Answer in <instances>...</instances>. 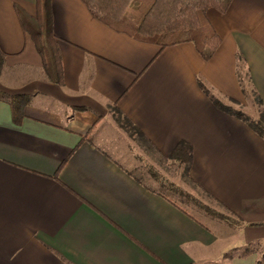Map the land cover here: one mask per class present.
<instances>
[{"label":"crops","instance_id":"crops-1","mask_svg":"<svg viewBox=\"0 0 264 264\" xmlns=\"http://www.w3.org/2000/svg\"><path fill=\"white\" fill-rule=\"evenodd\" d=\"M50 10L61 84L29 33L35 0H0V92L29 96L19 122L0 97V264H264V137L235 114L264 112V0L207 9L220 38L207 59L116 30L82 0ZM117 118L152 158L188 143L193 184L241 225L173 204L153 163L146 178L104 149L125 141Z\"/></svg>","mask_w":264,"mask_h":264},{"label":"trees","instance_id":"trees-1","mask_svg":"<svg viewBox=\"0 0 264 264\" xmlns=\"http://www.w3.org/2000/svg\"><path fill=\"white\" fill-rule=\"evenodd\" d=\"M36 16L29 20V33L34 46L40 54L44 69L49 78L62 83V65L57 42L52 31L50 0H35ZM89 12L98 20L116 30L128 33L141 41L151 42L161 49L182 42H193L204 59L210 57L220 42V38L206 17L209 8L224 12L230 0H82ZM27 23L24 27L27 30ZM6 54L0 49V73ZM11 106L13 118L19 122L23 107L29 101L27 95H6L0 92ZM231 111V110H230ZM235 114L245 120L252 129L264 137V112L256 119L239 111ZM170 159L184 165L189 181V165L192 159L191 147L185 141H179L173 148ZM157 186V192L176 204L174 197L181 202H188L206 215L233 227L242 222L233 219L203 203L183 188L167 179L152 165L145 168ZM193 183V182H192ZM253 244L245 247V252L252 251ZM264 262V253L261 256Z\"/></svg>","mask_w":264,"mask_h":264},{"label":"rangeland","instance_id":"rangeland-1","mask_svg":"<svg viewBox=\"0 0 264 264\" xmlns=\"http://www.w3.org/2000/svg\"><path fill=\"white\" fill-rule=\"evenodd\" d=\"M251 113H254L255 110H249ZM255 114V113H254ZM118 122L115 123L114 128L118 130L120 136L125 139V141L118 140V141H98L102 147L112 154L115 157L122 160L129 168L138 167L140 168L138 171L142 176H146V174L142 171L143 164L147 161L153 163L154 166L163 173L168 179H170L174 184L183 188L185 191L192 194L194 197L198 198L203 203L211 206L217 211H221L220 206L214 202L211 198H209L206 194H204L199 188H197L191 181H189L185 174V167L184 165H180L172 159L162 160L161 158L149 156L148 152H146L143 148H141L142 142L141 139L135 135L134 130L126 124L124 121H120L119 118ZM115 139V138H114ZM118 143L123 142V146L127 147V154L128 157H123V155L119 154L117 150H115V145ZM134 155H138L140 158L136 159ZM133 158V159H132ZM132 159V160H131ZM147 178V176H146ZM175 201L179 203L182 207L187 209L193 213L202 212L196 207H194L190 203L181 202L178 197H174Z\"/></svg>","mask_w":264,"mask_h":264}]
</instances>
